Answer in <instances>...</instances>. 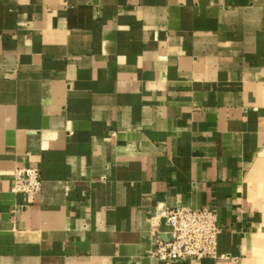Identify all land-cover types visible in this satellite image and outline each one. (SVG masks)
<instances>
[{
	"label": "crops",
	"instance_id": "0c3cea01",
	"mask_svg": "<svg viewBox=\"0 0 264 264\" xmlns=\"http://www.w3.org/2000/svg\"><path fill=\"white\" fill-rule=\"evenodd\" d=\"M174 207L216 259L149 256ZM0 264H264V0H0Z\"/></svg>",
	"mask_w": 264,
	"mask_h": 264
},
{
	"label": "built area",
	"instance_id": "2783aa9c",
	"mask_svg": "<svg viewBox=\"0 0 264 264\" xmlns=\"http://www.w3.org/2000/svg\"><path fill=\"white\" fill-rule=\"evenodd\" d=\"M41 190L39 169L28 168L15 172L12 190L15 194L35 196ZM162 224L168 228V232L160 231ZM152 229L151 258L166 263L217 258L218 238L223 230L214 210L170 208L156 214Z\"/></svg>",
	"mask_w": 264,
	"mask_h": 264
}]
</instances>
